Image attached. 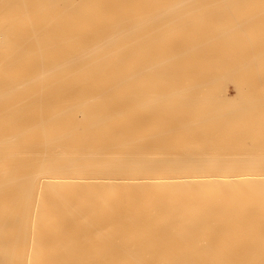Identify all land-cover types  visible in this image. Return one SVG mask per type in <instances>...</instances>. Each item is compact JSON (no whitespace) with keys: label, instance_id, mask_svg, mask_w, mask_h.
I'll use <instances>...</instances> for the list:
<instances>
[{"label":"bare ground","instance_id":"1","mask_svg":"<svg viewBox=\"0 0 264 264\" xmlns=\"http://www.w3.org/2000/svg\"><path fill=\"white\" fill-rule=\"evenodd\" d=\"M238 9L264 0H0V264H264V21Z\"/></svg>","mask_w":264,"mask_h":264},{"label":"rangeland","instance_id":"2","mask_svg":"<svg viewBox=\"0 0 264 264\" xmlns=\"http://www.w3.org/2000/svg\"><path fill=\"white\" fill-rule=\"evenodd\" d=\"M258 3H261V2H258ZM209 4H235V5H249L250 4L251 5V4H256V3H253V2H234V3L210 2ZM199 13L201 14L200 11H199ZM229 13L241 15V17L244 16L249 21H252V20L264 21V15L258 11H251V10L244 11V10L238 9V10L230 11L227 14H229ZM207 14L208 15H215L213 13V11H208ZM238 43H244V41H239ZM231 59L234 63H238L239 65H242L246 61V59L238 53L235 55H232ZM238 76H240V75H238ZM225 83H226L227 91H228L229 95L232 97L231 98L233 101L232 103H237V102L243 103L242 99L246 100V98L242 97V95H235V85L241 84L238 78H234L233 80H228V82L226 81ZM239 118H240V122H242L243 124H246L248 121H250V123H253L252 116L249 114H242L239 116ZM135 121H136V115H135ZM230 141L232 143H235L237 140L236 139H230Z\"/></svg>","mask_w":264,"mask_h":264}]
</instances>
